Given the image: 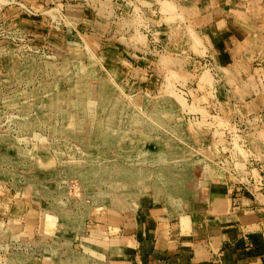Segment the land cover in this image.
I'll return each instance as SVG.
<instances>
[{"label":"rangeland","instance_id":"1","mask_svg":"<svg viewBox=\"0 0 264 264\" xmlns=\"http://www.w3.org/2000/svg\"><path fill=\"white\" fill-rule=\"evenodd\" d=\"M165 1L0 0V264H86L73 239L101 213L195 207L212 176L257 167V123L234 100L230 123L210 116L217 77Z\"/></svg>","mask_w":264,"mask_h":264},{"label":"crops","instance_id":"2","mask_svg":"<svg viewBox=\"0 0 264 264\" xmlns=\"http://www.w3.org/2000/svg\"><path fill=\"white\" fill-rule=\"evenodd\" d=\"M174 1L164 6L186 27L193 52L205 57L201 73L217 77L209 98L217 110H208L210 116L229 122L234 100L257 123L241 148L243 166L257 167L238 175L228 167L212 176L195 207L143 200L131 213H101L85 225L92 230L86 238L73 239V261L80 255L86 264H264V0ZM192 42L186 38L187 48ZM205 95L208 100L203 88ZM225 144L217 150H228ZM229 159L223 161L232 166ZM59 260L52 253L44 264H63Z\"/></svg>","mask_w":264,"mask_h":264}]
</instances>
